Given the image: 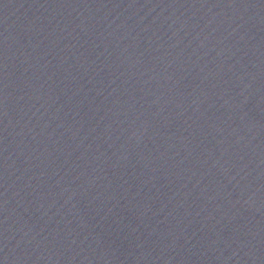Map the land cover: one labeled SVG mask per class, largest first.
<instances>
[{
	"label": "water",
	"instance_id": "1",
	"mask_svg": "<svg viewBox=\"0 0 264 264\" xmlns=\"http://www.w3.org/2000/svg\"><path fill=\"white\" fill-rule=\"evenodd\" d=\"M0 264H264V0H0Z\"/></svg>",
	"mask_w": 264,
	"mask_h": 264
}]
</instances>
